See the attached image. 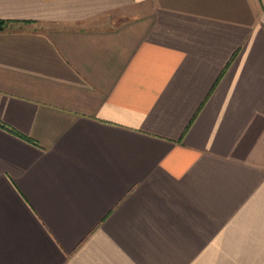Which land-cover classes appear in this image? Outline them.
<instances>
[{
    "label": "crops",
    "instance_id": "0c3cea01",
    "mask_svg": "<svg viewBox=\"0 0 264 264\" xmlns=\"http://www.w3.org/2000/svg\"><path fill=\"white\" fill-rule=\"evenodd\" d=\"M0 20V264H264V0Z\"/></svg>",
    "mask_w": 264,
    "mask_h": 264
},
{
    "label": "trees",
    "instance_id": "16d2710c",
    "mask_svg": "<svg viewBox=\"0 0 264 264\" xmlns=\"http://www.w3.org/2000/svg\"><path fill=\"white\" fill-rule=\"evenodd\" d=\"M8 22L5 20H0V29L4 28V26L7 24Z\"/></svg>",
    "mask_w": 264,
    "mask_h": 264
},
{
    "label": "rangeland",
    "instance_id": "374dc122",
    "mask_svg": "<svg viewBox=\"0 0 264 264\" xmlns=\"http://www.w3.org/2000/svg\"><path fill=\"white\" fill-rule=\"evenodd\" d=\"M7 24H8V23H7ZM7 24H6V25H7ZM6 25H5V26H6ZM5 26H4V27H5Z\"/></svg>",
    "mask_w": 264,
    "mask_h": 264
}]
</instances>
